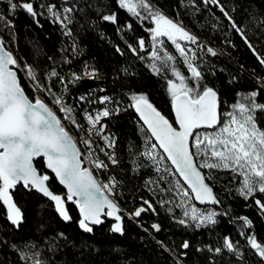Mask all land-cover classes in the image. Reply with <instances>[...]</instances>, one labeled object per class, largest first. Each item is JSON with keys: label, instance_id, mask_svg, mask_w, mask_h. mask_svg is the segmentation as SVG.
Segmentation results:
<instances>
[{"label": "snow or ice", "instance_id": "6c2138e0", "mask_svg": "<svg viewBox=\"0 0 264 264\" xmlns=\"http://www.w3.org/2000/svg\"><path fill=\"white\" fill-rule=\"evenodd\" d=\"M185 6L194 17L201 6L215 17L211 6L217 7L264 67V52L249 38L248 26L234 18L235 5L229 11L222 0H187ZM21 14L39 28L42 19L56 27L62 37L58 56L48 55L38 39L28 41L32 62L21 52ZM249 15L251 23L264 25V17ZM105 23L115 26L126 45L116 44L115 52L130 55L161 85L167 112L134 82L138 73L130 64L114 70L119 95L93 84L77 102L67 101L69 84L101 77L94 63L83 61L78 70L71 65L83 55L82 40L90 31L104 37ZM136 25L147 35L130 40L127 34H134ZM224 43L236 47L227 35ZM225 54L230 55L226 48L202 40L182 19L169 16L160 0H0V208L12 228L22 230L26 217L17 197L39 194L65 225L47 233L45 221L37 236L20 240L0 235V249L15 253L9 264H70L69 247L79 257L97 254L99 245L69 239L67 227L74 224L82 235H95L107 225L109 234L123 237L126 219L155 239L173 264H188L192 249L204 256L199 264H221V257L248 264V253L264 264V75L253 72L248 88H236V74L218 80L217 73L227 69L216 58ZM45 57L50 63L41 64ZM52 78L60 91L53 89ZM130 111L139 136L129 141L125 168L116 150L119 136L108 121ZM117 169L142 183L128 188ZM133 190L148 195L139 196V203L132 197V207L122 204ZM240 200L256 209L259 226L237 213L233 201ZM157 205L180 229L179 244L156 238L163 229L158 220L150 226L141 221L142 214L159 217ZM111 251L120 255V264H134L123 245Z\"/></svg>", "mask_w": 264, "mask_h": 264}, {"label": "trees", "instance_id": "16d2710c", "mask_svg": "<svg viewBox=\"0 0 264 264\" xmlns=\"http://www.w3.org/2000/svg\"><path fill=\"white\" fill-rule=\"evenodd\" d=\"M162 7L169 16H173L177 19H182L188 28L201 37V39H211L215 47L226 48L230 55L225 54L216 58L218 65H223L227 69V73L218 72V80H226L229 73L239 76V83L236 88H248L254 83V74L264 75V67H261L254 55L245 45L243 39L239 34L231 30L228 21L223 17L220 10L211 6V11L215 13V17H219V21L213 17L207 9L201 6V12L197 13L195 17L192 12L185 6L187 0H160ZM199 3L200 0H197ZM222 3L231 11L235 5L236 11L233 13L237 23L246 29L249 38L254 44L257 45L258 51L264 52V25L257 26L255 23H251V16H256L257 19L264 17V0H222ZM179 13V16H177ZM126 13L123 11L120 13L121 19L124 18ZM44 27H37L30 18H25L21 14L20 20L17 22L20 29L21 38V52L28 56L29 61L32 62V57L28 55L29 44L28 41L32 39H38L42 48L48 55L58 56L57 48L60 44L62 37L57 31L56 27L51 25L47 20L42 19ZM217 24L216 28L212 25ZM104 32V37L101 38L96 32L90 31L82 42L86 45L83 55L78 58L71 67L80 69L83 61L94 63L101 69V77L97 81L83 80L78 85H68L67 101L69 103H75L78 101L79 94L84 91L85 86L99 84L103 88H106L109 93L114 95L120 94L121 83L119 80H113L114 70H118L122 65H131L132 70H135L138 75L134 78V82L144 86L151 93L153 101L161 107L164 111L168 110V101L165 94L161 91V85L157 80L151 77L148 72L139 66V62L134 61L130 55L120 56L115 52V45L120 44L121 47H126L124 40L117 34L116 28L110 23L101 25ZM251 29V30H248ZM128 38L134 39L135 36L147 35L144 30L139 26H135L133 33H128ZM227 35L231 39L236 47L232 48L231 45L224 43V37ZM170 51H174L170 47ZM41 64L50 63L45 58L40 60ZM243 65V69H241ZM66 71V68H65ZM52 86L56 91H60L61 84L56 78H52ZM51 98L49 97V100ZM86 104L84 105V107ZM135 114L131 111L128 113H122L119 117H115L108 121L109 127L119 136L117 145V152L122 154V166L129 167L127 148L130 139L137 140L139 133L137 131V125L134 123ZM139 142V141H137ZM117 175L120 179H125L128 188H132L133 185L142 183L141 179L130 178L129 174H122L117 169ZM57 191L62 190V187L57 183ZM219 190V189H218ZM148 195L145 190L131 191L127 194L121 203L128 201V207H132L131 198L135 197L137 203H139V196ZM19 203L22 206V210L25 213V223L22 230L16 231L10 225L4 216V210L0 208V235L11 237L14 240H20L21 238L35 237L38 235L36 232L40 223L49 221L50 226L47 229V233H51L54 229H65V225L60 222L53 208L49 207L45 200H42L39 194L25 195L22 198L17 197ZM237 213H245L257 220L259 226V220L256 215V209L253 207L245 208L244 202L233 201ZM69 208L72 210L74 216L78 215V210L75 205L69 202ZM157 208L160 212L159 217L152 215L151 213L142 214L141 221L150 226L153 220H158L162 223L163 229L156 233V238L170 243L172 239H175L176 243H180L181 231L177 228L173 222L167 217L163 210ZM126 226L128 228V234L126 236L116 235L113 237L107 232V225L98 227L95 235L84 234L82 235L77 226L72 224L67 227L69 239L76 238L77 243L81 239L87 240L90 243L99 245L100 252L97 254L86 253L84 257H79V254L72 250L71 247L67 248L68 260L70 264H120L121 257L119 254L113 253L111 247L113 245H123L126 249V255L135 258L134 264H173L169 254L164 252L155 242V239L149 237L144 233L137 225L126 219ZM222 227L230 228V226L222 225ZM140 236H144L145 239L141 241ZM206 239V237H205ZM63 253L57 256V259H61ZM15 253H10L7 248L0 249V264H9L14 260ZM204 259L203 254L198 253L195 249L189 252L187 257L188 264H199ZM221 264H229L224 258H218ZM248 264H258V258L254 254H246Z\"/></svg>", "mask_w": 264, "mask_h": 264}, {"label": "rangeland", "instance_id": "374dc122", "mask_svg": "<svg viewBox=\"0 0 264 264\" xmlns=\"http://www.w3.org/2000/svg\"><path fill=\"white\" fill-rule=\"evenodd\" d=\"M85 107H88V105L86 104V106Z\"/></svg>", "mask_w": 264, "mask_h": 264}, {"label": "water", "instance_id": "95a60500", "mask_svg": "<svg viewBox=\"0 0 264 264\" xmlns=\"http://www.w3.org/2000/svg\"><path fill=\"white\" fill-rule=\"evenodd\" d=\"M58 183V182H57ZM61 187H63V186H61Z\"/></svg>", "mask_w": 264, "mask_h": 264}]
</instances>
